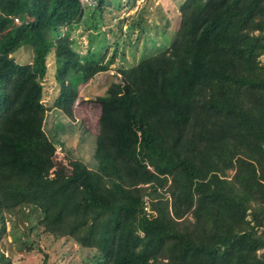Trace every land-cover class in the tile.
Listing matches in <instances>:
<instances>
[{
  "label": "trees",
  "instance_id": "16d2710c",
  "mask_svg": "<svg viewBox=\"0 0 264 264\" xmlns=\"http://www.w3.org/2000/svg\"><path fill=\"white\" fill-rule=\"evenodd\" d=\"M104 3L0 0V239L53 166L48 108L73 118L80 86L108 70L70 35L86 11L104 20ZM179 11L173 42L120 67L91 99L93 170L117 201L76 161L45 197L40 225L94 250L98 264H264V0H185Z\"/></svg>",
  "mask_w": 264,
  "mask_h": 264
},
{
  "label": "rangeland",
  "instance_id": "374dc122",
  "mask_svg": "<svg viewBox=\"0 0 264 264\" xmlns=\"http://www.w3.org/2000/svg\"><path fill=\"white\" fill-rule=\"evenodd\" d=\"M184 1L105 0L101 13L104 20L98 11H86L82 22L71 28L76 51L81 55L95 52L97 59L108 64V70L98 74L97 80L79 94L73 118L60 110L48 108L44 134L54 145L61 138L63 145H55L53 166L48 168L47 174L25 190L27 205L8 215L6 232L0 239V264H5L3 260H7V264H43L46 258L48 264H98L94 250L80 246L72 238L58 239L46 234L40 225L43 218L41 207L47 194L64 182L76 161L90 170L96 189L117 201L112 183L93 170L100 108L91 99L105 95L110 83L120 79L117 74L120 67L135 65L173 42L181 18L179 8ZM18 60H28L27 54ZM52 82H47L48 97L44 102L47 107L54 97ZM82 87L84 85L80 91ZM85 97L89 99L85 100ZM76 131H80L77 137L74 135ZM68 137L69 144L65 142ZM72 138L77 139L73 142ZM234 174L235 171H229L230 176Z\"/></svg>",
  "mask_w": 264,
  "mask_h": 264
},
{
  "label": "crops",
  "instance_id": "0c3cea01",
  "mask_svg": "<svg viewBox=\"0 0 264 264\" xmlns=\"http://www.w3.org/2000/svg\"><path fill=\"white\" fill-rule=\"evenodd\" d=\"M87 55V54H86ZM83 56H85V54L83 55ZM18 59H21V56L18 58ZM31 56L29 57V61L28 62H30L31 61ZM22 61V60H21ZM49 67H50V73H49V75H47V78H46V80H47V82L48 83H50V82H52L53 81V78H54V72H55V70L54 69H51V68H54V66H53V62H50V64H49ZM97 76H99V75H96L93 79H91L90 81H88L86 84H83L84 85V87H82V90L79 92V94H82V92L88 87V86H90L94 81H96L97 80ZM51 84V83H50ZM82 86V85H81ZM80 86V87H81ZM51 87V86H50ZM52 92H51V94H55V91H56V84H55V82H52ZM89 98H86L85 97V100H88ZM52 110H55L56 108H51ZM58 110V109H57ZM48 112V111H47ZM80 131H76L75 132V136L77 137L78 136V133H79ZM96 135V134H95ZM69 137L68 138H66V141L65 142H68V144L69 143H71V142H69ZM73 139V142L74 141H76V139L77 138H72ZM75 139V140H74ZM60 140H61V138H60ZM60 140H56V141H58L57 142V144H55V145H59L60 147H62V145H63V143L61 144V142H60ZM64 142V143H65Z\"/></svg>",
  "mask_w": 264,
  "mask_h": 264
},
{
  "label": "built area",
  "instance_id": "2783aa9c",
  "mask_svg": "<svg viewBox=\"0 0 264 264\" xmlns=\"http://www.w3.org/2000/svg\"><path fill=\"white\" fill-rule=\"evenodd\" d=\"M81 2L84 4V5H88V6H94L95 5V0H81ZM145 210H149V207H148V204L146 203L145 205Z\"/></svg>",
  "mask_w": 264,
  "mask_h": 264
}]
</instances>
